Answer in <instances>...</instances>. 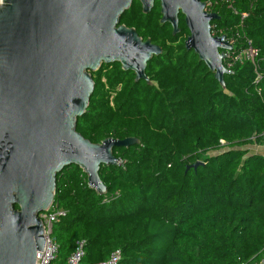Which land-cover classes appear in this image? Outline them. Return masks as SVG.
Returning a JSON list of instances; mask_svg holds the SVG:
<instances>
[{
    "label": "trees",
    "instance_id": "obj_1",
    "mask_svg": "<svg viewBox=\"0 0 264 264\" xmlns=\"http://www.w3.org/2000/svg\"><path fill=\"white\" fill-rule=\"evenodd\" d=\"M206 9L219 15L212 34L233 39L232 51L251 41L256 66H229L222 88L185 49L181 13L172 35L160 23L158 0L147 14L133 0L119 23L162 48L147 62L150 83L136 82L119 63L102 64L91 73L94 89L75 130L92 143L139 142L113 149L117 166H100L105 194L78 166L56 175V264H65L79 242L85 264L115 251L116 264L264 262V155L248 149L264 145V0H211ZM196 162L202 164L192 167Z\"/></svg>",
    "mask_w": 264,
    "mask_h": 264
},
{
    "label": "water",
    "instance_id": "obj_2",
    "mask_svg": "<svg viewBox=\"0 0 264 264\" xmlns=\"http://www.w3.org/2000/svg\"><path fill=\"white\" fill-rule=\"evenodd\" d=\"M138 1L144 14L155 2ZM132 2L1 0L0 264H35L44 246L38 215L53 204L59 172L78 166L88 185L105 194L100 166H117L113 149L139 142L126 137L92 143L75 130L94 89L91 73L102 64L119 63L136 82L150 83L147 62L162 48L119 23ZM158 2L160 23L169 24L172 35L179 33V13L184 16L185 49L224 88V75L231 70L223 61L233 45L225 34L211 32L210 23L219 15L208 11L203 0Z\"/></svg>",
    "mask_w": 264,
    "mask_h": 264
},
{
    "label": "built area",
    "instance_id": "obj_3",
    "mask_svg": "<svg viewBox=\"0 0 264 264\" xmlns=\"http://www.w3.org/2000/svg\"><path fill=\"white\" fill-rule=\"evenodd\" d=\"M1 2V0H0ZM206 5L211 3V0H205ZM244 17L245 14H242ZM232 41H234L232 39ZM232 41H229L231 44ZM258 57V50L252 46L251 41L249 39L246 40L245 46L238 51H229L227 52L226 60L227 67L236 64V63H244L249 62L252 65L256 66V59ZM261 79V76L257 73L256 81L258 82ZM61 214V211H57L52 206L46 211L42 212L38 215V217L42 220L44 226V246L43 249L37 251L35 264H56L54 262L56 252H57V244L51 237L52 234V226L53 222L57 219V217ZM84 255L83 251V243L79 242L76 244L73 252L66 259L65 264H85L81 261L82 256ZM119 259V252H113L108 260L99 264H116Z\"/></svg>",
    "mask_w": 264,
    "mask_h": 264
},
{
    "label": "rangeland",
    "instance_id": "obj_4",
    "mask_svg": "<svg viewBox=\"0 0 264 264\" xmlns=\"http://www.w3.org/2000/svg\"><path fill=\"white\" fill-rule=\"evenodd\" d=\"M248 149H249L251 152H257V151L260 150L259 147L256 146V144H253V145L248 146ZM262 264H264V262H262Z\"/></svg>",
    "mask_w": 264,
    "mask_h": 264
},
{
    "label": "crops",
    "instance_id": "obj_5",
    "mask_svg": "<svg viewBox=\"0 0 264 264\" xmlns=\"http://www.w3.org/2000/svg\"><path fill=\"white\" fill-rule=\"evenodd\" d=\"M256 146H258L260 150L253 153L264 155V145H256Z\"/></svg>",
    "mask_w": 264,
    "mask_h": 264
}]
</instances>
